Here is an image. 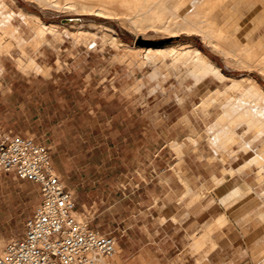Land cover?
Instances as JSON below:
<instances>
[{
    "label": "rangeland",
    "instance_id": "1",
    "mask_svg": "<svg viewBox=\"0 0 264 264\" xmlns=\"http://www.w3.org/2000/svg\"><path fill=\"white\" fill-rule=\"evenodd\" d=\"M5 1L11 9L18 13L13 19V23L18 26L24 38L30 40V38H33V34L29 25L19 16L21 7L25 10L36 12L46 23H56L57 33H48L46 42L37 48L32 44H27L26 46L28 54L34 58L36 56V60H39H37L38 63L50 67L48 75L37 74L33 70H21L15 61V57L20 55L16 43H13L12 56L0 55V63L4 70L6 68L10 74L24 73L26 75L48 78L62 75L63 72H69L70 68L76 67L80 63L84 55L90 54L88 63L91 67L96 68L94 74H99L97 69L101 65H103L101 74L104 79L110 74L111 67L118 70L114 72L115 88L118 94L122 96V100H125L126 104L131 103V106H133L129 111L134 112V115H128L126 110H121V114H123L119 118L121 139L112 141L109 139L108 144L112 145L113 148H119L121 154L125 153L127 149L138 152L141 149V140L136 138L135 141H129L123 140L122 137L127 136L128 130L139 133L140 127L138 123H141L143 118L146 122L152 124L148 131V135L152 137V140L157 138L159 131H162L166 125H168L169 134L180 135V142L171 143L173 150L178 154L177 163L171 165L168 172L163 169L160 175V167H163V164L158 157L153 161L158 175L156 173L151 175L142 172V178L149 183L145 186L140 185L139 188L130 185L121 189L117 187L119 181L125 182V179L128 178L127 176H131V174L126 176V173L121 174L119 172L97 173V168L102 163V159L98 157L90 158L88 165L82 163L75 166V168H83L81 172L72 173L61 170L60 174L68 188L74 190L72 191L77 199L78 211L83 214L84 220L92 219L90 222L91 226L99 227L100 230L116 236L118 241L124 239L122 234L127 227L134 231L138 230L137 236L134 233V239L137 240L134 244L139 243L138 241L141 239V243H145L147 237L143 235L142 230L138 226L147 223V214L149 212L155 211V209L156 212L159 211V205H155L151 209L146 203L149 202L151 197L155 198V203L159 202L162 182L166 180L175 184L176 180H179L186 187L185 191L181 188L170 189L168 192L169 197L178 195L180 201H182L185 197L191 195L192 190L189 187L187 177H191L195 173L187 174L183 168L185 154L191 152L198 157L199 161L197 172L199 191L195 195V200H201L204 205H201V209L204 208L203 210H206V212L209 207L214 219L210 220V222L201 221L197 232L188 237L187 246L181 256L197 254V263L199 264H224L223 250L230 240L229 237L224 236V228L239 229L241 227L240 224L243 222L241 218L246 215L249 218L252 215L254 216L257 206L250 202L252 206L250 205L249 207L251 208H246L247 211L246 209H241L239 211L241 214L239 212L235 214V212L227 210L225 198L221 196V192L216 191L217 188H214L217 186V181L214 177L230 178V167L238 168L248 158L251 159L254 150H257L263 153L259 152V156L251 161L250 166L243 169L241 177L250 184L253 191H255L256 183L264 184V158H262L264 157L262 148L264 136L261 139V136L253 135L255 134L254 130H251L248 134V125L243 122V124H238V119L233 118L227 120V125L234 126V130L242 137V143L247 144L242 145L240 142L229 144L223 140L213 142L209 137L208 128L223 111L222 104L228 105L232 103L239 105L243 101L245 102L246 99L242 97V94L246 90L242 89L243 87L231 86L232 81L228 78L220 79L217 76L210 75L202 79H196L182 62H178L175 65L172 64L173 56L170 55V52L165 60L150 61L146 58L145 49L159 47L178 49L182 44H189L186 47H200L217 61L227 74L239 76L250 73L263 86L264 74L257 69L249 70V68L245 65L244 67L238 61L237 57L231 54H224L225 52L222 50H217L211 40L206 39L203 34L183 28L181 25L183 17L179 15L177 8H174V0H140L137 6L132 10H128V12H123L119 8L118 15L115 13L106 15L71 7L63 1L60 5L43 3L40 0ZM243 10L248 12L246 4H243ZM258 11L261 13H258V15H263L264 17V0L258 3ZM217 14L222 16L221 11ZM104 25L114 28L123 41L135 48L137 55L135 53V55L126 59L117 58L118 53L122 52L123 49L116 48L109 40L105 39L103 36L105 32ZM78 29L88 31L91 34L86 38H81L73 34ZM260 30L264 31V25ZM257 36L255 35L254 38ZM244 51L243 54L245 55L246 51L245 53ZM101 55L104 57L98 59ZM226 55L228 56L226 57ZM229 60H231L230 63ZM2 74L0 76V88L3 79ZM82 82H84L83 79L78 81V88L85 90L86 86ZM97 85V77H95L86 91L93 92L96 90L100 92L101 87L99 88ZM208 95L212 99H210V103L202 107L199 103ZM242 99L243 101H241ZM115 108L116 103L114 102L113 109L115 110ZM142 113L144 115H138ZM134 124H136V127H131ZM175 127L178 128L174 130ZM6 132L3 127H0V136L7 134ZM110 134H105L104 136H110ZM243 134L245 135L243 136ZM43 135L44 138H47V134ZM100 137L101 135L97 134V144ZM152 143V149L154 150L156 146L153 141ZM253 144L255 147H252ZM247 146L249 147L247 148ZM260 154L263 156L261 157ZM53 159L55 162H61L60 168H64L62 157L57 158L54 155ZM104 160L106 165H116L122 169L123 167L126 169L127 164L131 161H133L134 167L140 165L144 168L145 165L149 164L148 160L143 157L139 158L133 155L105 157ZM102 175L106 177L104 182L98 181ZM136 176L139 177L140 175L136 173ZM150 179L152 180L150 181ZM186 182H188V186ZM102 196L105 197L106 203H96L95 201H100ZM254 200H256L255 196L252 201ZM40 201L41 192L38 184L27 179H20L13 172L0 173V251L4 250L8 241L18 239L23 234L27 218L33 214ZM114 201L118 202L111 204ZM258 207L260 208L259 213L262 214L264 207L263 210H261L260 206ZM203 214L201 212V216ZM220 216L224 217L221 221L218 220ZM256 222L252 220L248 228L263 229V222ZM202 234H204L203 237H201ZM199 239H201L200 243H196ZM234 239L239 240L237 237L232 238V240ZM119 248L120 244L118 245ZM104 259L113 264L118 261L116 260V255L105 257Z\"/></svg>",
    "mask_w": 264,
    "mask_h": 264
},
{
    "label": "crops",
    "instance_id": "2",
    "mask_svg": "<svg viewBox=\"0 0 264 264\" xmlns=\"http://www.w3.org/2000/svg\"><path fill=\"white\" fill-rule=\"evenodd\" d=\"M89 57L90 54L84 55L80 63L70 68L69 72L48 78L24 73L10 74L5 68L0 88V127H3L7 134L30 135L48 145L52 149L53 156L63 158L64 168L62 169L60 168L61 162H55L53 159L59 173L61 170L72 173L81 172L83 168H75V166L82 163L88 165L90 158L98 157L102 159V163L99 164L97 173L119 172L126 173V176L131 174L127 176L125 182H118L119 189L126 188L127 185L137 188L140 185L145 186L149 182L142 178V172L158 175L153 164L155 159L159 157L163 164V167H160V175L163 169L168 172L170 166L177 163L178 154L173 150L171 143L180 142V135L169 134V128L166 125L162 131H159L157 138L152 140V137L148 135L152 124L143 118V121L138 123L139 133L128 130L127 136L122 137L123 140L129 141H135L136 138L141 140V149L138 152L127 149L121 154L119 148H113L108 144L109 139L111 141L121 139L119 129V118L123 115L121 110H126L128 115H134V112L129 111L133 106L131 103L126 104L115 88L114 72L118 70L111 67L110 74L104 79L101 74L103 65L97 69L99 74H94L96 68L89 65ZM100 57L104 56L101 55L98 59ZM95 77H97V86L101 87V91H86ZM80 79L84 80L82 84L86 86L85 90L78 88ZM114 102L116 103L115 110L113 109ZM138 115H144V113ZM131 127H136V124ZM176 128L178 127L174 130ZM109 133L111 137L104 136ZM43 134H47V138H44ZM97 134L101 135L98 144ZM152 141L156 146L154 150ZM121 155L143 157L148 160L149 164L144 168L140 165L134 167L131 161L126 169L105 164V157H120ZM198 166L199 161L196 155L191 152L185 154L183 168L187 174L195 173L187 177L192 190L191 195L182 201L178 195L169 197L170 189L181 188L185 191L186 187L179 180H176V185L166 180L163 181L159 202L155 203V198L151 197L146 203L151 209L159 205V211L156 212L155 209L149 212L147 223L138 226L143 235L147 237L146 242L141 243V239L139 243L134 244L137 241L134 239V233L137 236L138 230L134 231L127 227L122 234L124 239L118 241L121 248L120 260L115 261V264H199L197 254L181 256L187 246L188 237L197 232L201 221L210 222L214 219L210 208L208 207L206 212L204 208L201 209V205L204 206L201 200H195V195L199 191ZM136 173L140 176L137 177ZM105 180L106 177L102 175L98 181L104 182ZM257 184H255L254 192L259 202L256 200L253 202L263 210L264 184ZM104 198L102 196L100 201L95 202L106 203ZM117 202L114 201L111 204ZM258 206L254 216L249 218L246 215L241 218L244 220L239 229L224 228V236L230 238L229 244L225 245L223 250L224 264H260L264 260V251H261L264 243V230L248 228L252 220L259 221L260 208ZM201 212L204 213L203 216ZM236 237L239 238L238 241L232 240Z\"/></svg>",
    "mask_w": 264,
    "mask_h": 264
},
{
    "label": "bare ground",
    "instance_id": "3",
    "mask_svg": "<svg viewBox=\"0 0 264 264\" xmlns=\"http://www.w3.org/2000/svg\"><path fill=\"white\" fill-rule=\"evenodd\" d=\"M40 1L43 3H53L59 5L63 1L71 7L82 8L83 10L95 11L97 13L106 15H111L114 13L118 15L117 12L120 11L118 10L119 8L122 9L123 12H128V10H132L133 8H135L140 0ZM261 1L262 0H174L175 3H172L174 4V8H177L179 15L183 17V21L181 24L183 28L189 31H195L203 34L204 36H206V39L211 40L212 44L217 50H222L223 52H225L224 54H231L232 56L237 57L238 61L241 62L243 66L245 65L247 68H249V70L257 69L264 74V31L260 30V28L264 25V17L263 15H258V13H260L258 11V3ZM172 3H170V5H172ZM243 4L247 5L248 12L243 10ZM220 11L222 12V16H219L217 14ZM17 15L18 13L11 9L5 0H0V55L5 54V56H12L11 50L13 48V43H16L19 48L20 55L15 57V61L17 62L19 68L23 71L33 70L37 74L48 75L50 67L38 63V59L36 60V56L34 58L33 56L28 54L26 46L27 44H32L37 48L41 44L45 43L48 33H57V24L46 23L36 12L28 11L21 7L19 16L24 22L29 25L31 33L33 34V38H30L29 40L21 35L18 26L13 23V19ZM104 30L105 32L103 36L105 37V39L109 40V42L116 48L123 49L122 52L118 53L117 58L126 59L132 55H135V53L137 55L135 48L132 47L129 43L123 41L118 36L114 28L109 25H104ZM73 34H76L81 38H86L91 33L78 29V31L74 32ZM255 35L258 36L254 38ZM186 45L188 46L189 44ZM186 45L182 44L178 47V49H169L168 47L148 48L145 49L146 58L150 61L165 60L167 54H169L170 52V55L173 56L172 64L175 65L178 62H182L188 67V69L196 77V79H202L204 77L214 75L219 77L220 79H230L232 81L231 86L233 87H243L242 89L246 90V92L242 94V97H244L246 101L244 102L242 99L241 101H243L244 103L242 102L239 105L232 103L228 105L222 104L223 111L216 117V119L212 122V125L210 124L208 128L209 137L211 138V140H213V142L223 140L229 144H235L238 142H240L241 144L243 142L241 135H239V133L234 130V126L227 125L228 119L237 118L238 124L243 122L248 125V134L251 130H254L255 134L253 135H256L258 137L261 136L262 139V136H264V86L261 84V82H259L258 79L250 73H245L239 76L227 74L223 71L221 65L200 47L193 46L192 48H188L186 47ZM244 50L246 51L245 55L243 54ZM228 55H226V57ZM230 62L231 60H229V63ZM3 70L4 67L0 63V76ZM210 99H212V97H209L208 95L206 98H203L202 102L199 104L203 107L204 105L210 103ZM244 135L245 134H243V136ZM257 141L259 140L257 139ZM245 144L247 143H242V145ZM248 147L249 146H247V148ZM252 147H255L254 144ZM262 148L264 150V145L262 146ZM259 152L257 150H254L252 158H248L247 161L244 159L246 162L240 165L238 168L230 167V178L222 179L217 176L214 177L217 181V186L214 188H217V192H221V196H223L226 200V209L230 212H235V214H237L236 212H239L241 209L243 210L248 208L251 205L250 202H253L252 200L255 196V192L253 191L250 184L246 180L242 179L241 172L245 167L250 166L251 161L259 156ZM262 153L263 152H261V154ZM261 154L260 156L262 157L263 155ZM187 183L188 182H186V185L188 186ZM77 213L79 214L80 218H84L82 217L83 214L81 212L78 211ZM239 214H241V212H239ZM223 218V216H220L218 220L221 221V219L223 220ZM258 220L260 222H263L264 224V211L262 212V214L258 215ZM203 235L204 234H202L201 237H203ZM200 241L201 239L197 240V242H194L200 243ZM120 251V248L117 249L116 260L118 261L120 260ZM261 251H264V245L261 246ZM93 264L113 263L110 261H106L104 258H100ZM260 264H264V260Z\"/></svg>",
    "mask_w": 264,
    "mask_h": 264
},
{
    "label": "built area",
    "instance_id": "4",
    "mask_svg": "<svg viewBox=\"0 0 264 264\" xmlns=\"http://www.w3.org/2000/svg\"><path fill=\"white\" fill-rule=\"evenodd\" d=\"M2 172L38 184L41 201L27 218L23 234L0 252V264H93L116 255V236L80 218L75 193L57 171L48 145L30 135H2Z\"/></svg>",
    "mask_w": 264,
    "mask_h": 264
}]
</instances>
